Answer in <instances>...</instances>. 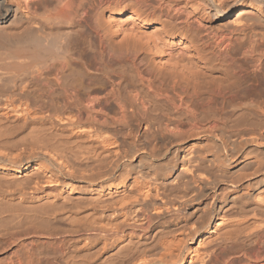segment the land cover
Listing matches in <instances>:
<instances>
[{
    "label": "bare ground",
    "instance_id": "1",
    "mask_svg": "<svg viewBox=\"0 0 264 264\" xmlns=\"http://www.w3.org/2000/svg\"><path fill=\"white\" fill-rule=\"evenodd\" d=\"M263 25L264 0H0V264H264Z\"/></svg>",
    "mask_w": 264,
    "mask_h": 264
},
{
    "label": "rangeland",
    "instance_id": "2",
    "mask_svg": "<svg viewBox=\"0 0 264 264\" xmlns=\"http://www.w3.org/2000/svg\"><path fill=\"white\" fill-rule=\"evenodd\" d=\"M19 1L20 0H16V2H19ZM239 9H240V7L237 6L235 8V11H234L233 15L236 14ZM231 17H232L231 19H233V16H231ZM200 22H201L200 31L204 32V33L205 32H209L212 29H216V27L218 26V22H216V21H211V20H202L201 21L200 20ZM259 32L261 33L263 38H255L254 39V42L256 40V42L253 44L254 45L253 48L255 49L254 55H257V56L261 55L262 56L261 59H262V61L264 63V25L260 26ZM196 39H197L196 44L195 45L191 44L190 49H189V51L192 54H196V52L201 54V55H208V56H211L213 54H217L218 49L216 47V44H215L216 41H214L215 40L214 38H196ZM246 45L248 46V42H247L246 38H233V43L230 46V50L231 51L233 50V53L237 55L238 53H242L243 52L242 51L243 47H245ZM179 49H181V48L178 47V46H175L174 49H173V52L176 53ZM241 66H243L244 68L245 67H249L250 63H249L248 59L246 61L243 60L242 63H241ZM216 77L220 79V82H224V80H227V77L222 76V75L216 76ZM255 94H257V92H255ZM255 94L253 92V94L251 93V94H249V96L252 95L253 98H255V100L256 99L258 100V98H257L258 96H259V99H261V97H262L261 94L260 95H259V93L257 95H255ZM228 96L229 95L227 93L224 94L223 92L220 95L217 94L218 101H221L220 99L222 97L228 98ZM152 111H153V109H152ZM249 115L250 114H248V117L250 118V116H251V118L254 120V123L255 122H256V124L259 123V126L262 128V130H264V120L262 118L256 117L255 115H250V116ZM238 123H239V124H237L238 125V129H246V133L243 134V135L252 136V135L255 134L256 127L253 126V124H249L248 125L245 122L243 123V120L238 121ZM234 129L235 128H231L230 130H226V132H228L230 135H232L234 138H236L237 136H235V135H237V134L235 133ZM196 134H199V137H201V138H203V136H204L201 130L200 131L199 130L198 131L197 130L187 131V135L189 137H191L193 140H195L197 138V137H195Z\"/></svg>",
    "mask_w": 264,
    "mask_h": 264
}]
</instances>
